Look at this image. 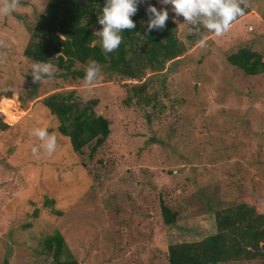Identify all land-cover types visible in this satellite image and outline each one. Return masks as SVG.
<instances>
[{"label":"rangeland","instance_id":"374dc122","mask_svg":"<svg viewBox=\"0 0 264 264\" xmlns=\"http://www.w3.org/2000/svg\"><path fill=\"white\" fill-rule=\"evenodd\" d=\"M46 3L20 0L10 16H0V97L14 101V120L0 131V264H55L42 247L54 231L75 264H166L169 244L215 232L214 211L243 204L264 215V73L246 77L226 62L240 47L264 55V0H248L236 20L241 36L220 46L167 6L185 53L139 82L100 67L90 87L55 66L51 78L32 82L34 62L22 52ZM202 36L206 46L198 47ZM86 66L71 70L85 74ZM69 91L82 103L95 100L94 112L109 123L93 154L74 153L39 105ZM35 128L56 135L51 156ZM45 199L53 200L52 210ZM160 204L176 214L172 225L162 223Z\"/></svg>","mask_w":264,"mask_h":264},{"label":"trees","instance_id":"16d2710c","mask_svg":"<svg viewBox=\"0 0 264 264\" xmlns=\"http://www.w3.org/2000/svg\"><path fill=\"white\" fill-rule=\"evenodd\" d=\"M105 2L106 0H47L43 15L37 18L29 30L23 56L32 62L50 61L71 78L85 76L83 72L71 70L75 63L84 66L94 60L100 67L116 74L121 81L139 82L145 76V71L160 73L165 64L178 60L185 53L186 48L177 40L175 25L170 21L166 22L164 30L145 35L148 20L145 9L149 4L155 6L153 0H145L132 17L135 29L122 32L123 41L119 48L105 56L100 46L93 44L98 39L93 33L101 28L97 17L102 14ZM247 18L246 21L249 22L250 17ZM238 23L233 22L230 30L223 36H211V41L220 46L237 39L242 33ZM226 62L246 77L264 73V55L253 51L249 46L240 47L227 55ZM144 82L140 85V92L144 89ZM2 96L0 131L7 129L14 120L9 112L14 101L7 100L10 98L9 94ZM39 105L54 117L57 133L68 141L74 153L81 154L83 148H88L89 155L93 154L109 135L108 121L93 110L95 100L82 103L74 91H69L65 94L52 93L43 98ZM52 205L53 200H44V207L51 209ZM159 207L162 223L165 226L172 225L176 214L162 204ZM52 213L60 214L58 211ZM32 216L35 217V211ZM213 221V234L197 241L169 244L166 248V264L264 261V215H255L251 208L237 204L214 211ZM42 247L45 252L50 253L55 264H75L58 232L54 231L47 236L42 241ZM61 257L63 261L60 260Z\"/></svg>","mask_w":264,"mask_h":264},{"label":"clouds","instance_id":"9594fccd","mask_svg":"<svg viewBox=\"0 0 264 264\" xmlns=\"http://www.w3.org/2000/svg\"><path fill=\"white\" fill-rule=\"evenodd\" d=\"M144 2L145 0H106L102 14L97 17L101 28L93 33L98 37L93 44H98L105 56L119 48L123 41L122 32L135 29L136 24L132 17L136 15L138 6ZM159 3L162 5L159 10L151 4L145 9L148 16L145 35L166 28V22L169 20L167 6H170L171 12L176 17H183L184 24L190 26V31L199 32L203 28L216 37L227 33L233 22L246 14L248 7V0H159ZM20 6V0H0V16H10ZM206 43L207 37L202 36L196 42V46L205 47ZM4 46L5 42L0 39V47ZM54 71V65L50 61L34 62L30 72L32 82L37 84L45 78H51ZM99 76L100 66L94 60L89 61L85 68V85L92 86ZM32 135L38 138L41 142L39 147L49 156L56 151L58 145L54 133L50 134L46 129L35 128ZM32 152L34 155L38 154L39 148L33 147Z\"/></svg>","mask_w":264,"mask_h":264}]
</instances>
